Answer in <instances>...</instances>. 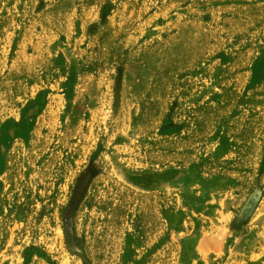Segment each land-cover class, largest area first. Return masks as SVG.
<instances>
[{
  "label": "rangeland",
  "instance_id": "rangeland-1",
  "mask_svg": "<svg viewBox=\"0 0 264 264\" xmlns=\"http://www.w3.org/2000/svg\"><path fill=\"white\" fill-rule=\"evenodd\" d=\"M0 264H264V0H0Z\"/></svg>",
  "mask_w": 264,
  "mask_h": 264
}]
</instances>
